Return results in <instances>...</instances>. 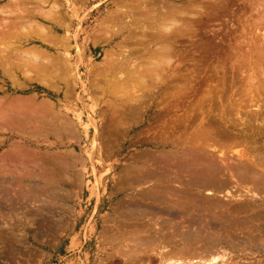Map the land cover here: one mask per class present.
Instances as JSON below:
<instances>
[{"label": "rangeland", "instance_id": "374dc122", "mask_svg": "<svg viewBox=\"0 0 264 264\" xmlns=\"http://www.w3.org/2000/svg\"><path fill=\"white\" fill-rule=\"evenodd\" d=\"M118 1L43 0L39 2L37 0H22L20 4H26L30 7V10L36 5L44 10L55 8L54 13L56 15H41L36 16L35 19L32 17L33 24L26 27V30H28L29 27H35L34 23L38 22L47 29L49 28L48 32H44L47 35L41 36L38 33V29L37 32L35 28L32 29L37 34L36 36L32 35L33 32H31L30 28V31L25 30L27 33L29 32V34L24 32L25 36L23 32L17 29L18 25L15 26L18 32L16 29H14L15 33L12 29L10 31L7 30L12 32L13 35L12 33L8 34V32H5L8 37L5 35L4 37L3 32L1 33L2 36L0 35V54H5V49L3 48L10 44L13 48L10 51H23L24 48L27 51L34 47H40L53 55L64 56L63 59L70 66L69 69V66L66 65L68 66L66 68L68 71H65L66 83L60 82L59 90L55 91L34 80L30 81L23 76L22 70L18 69H15L17 71H15L16 84H14L9 76L3 73L0 65V156H9V159H6L7 162H4V167L2 166V161H0V264H124V262L132 264L133 261L129 256L130 259L122 253L124 257L120 253L117 256L118 251L111 244L112 228L116 224H120L116 223L120 222L117 221L118 219H121V223L125 221L120 218L122 214L137 213L135 212L136 210L138 212L143 210L145 205L140 206V203H144L145 199H143L144 196L142 195H145L146 192L153 193V197H156L155 194L157 192L160 196L163 194V199L168 201L165 203L167 206L163 205L165 209L171 208L172 210L175 208L174 210H182V205L183 208L185 205V208L187 206L189 209L187 208L188 211L183 209V212L192 213L191 211L193 210L195 214H203L207 217L209 214L216 216L226 212L227 217H225L226 219L224 218L225 222L223 221L225 227H223L224 223L220 225L221 227H218L219 229L223 228L221 231L224 234H220L222 233L221 231H218V234L223 237V241L227 240L231 243L225 241L227 242H224L225 245L221 244L219 250L221 249V253L223 252V257H219L217 263L264 264V236L262 235L264 233V110L260 115H256V109L252 105L255 104L260 91L264 96V0H166L168 3L165 0H149L154 4L157 2L156 6L159 4L164 5L163 7L159 5L160 9L159 7L157 9L153 3H150L155 9V11L150 13L152 16L150 18L154 19L155 17L154 20L156 22L160 17L157 18L156 16L159 14L153 13H160L161 8L163 12L167 4L170 3V6L175 5L174 7L183 6L186 12L181 11L184 13L183 15L181 12H179L181 15L176 14V20L178 19L177 25L180 27H178L180 32L187 30L174 37L175 42L172 44L171 50V52L174 51V54H172L173 60L170 67L164 70L166 74L165 72L161 73L168 77H165V79L162 76L164 78L162 83H153L159 85L157 86L159 88H156L155 91L157 96L152 97L153 99H146L147 101L145 100L142 106L144 109L141 107L143 110L140 108L138 113H135L136 115L125 114V118L120 112L115 113L112 107H118L120 103L119 97L116 98L114 95L115 91L111 90L114 89L111 88L113 85L105 93L104 89H98L95 83L105 81L107 76L112 79L111 75H114L113 79L116 77V80L121 79L122 81V79H125V72L128 71L126 69L138 65L139 62L136 63V61L143 60L144 57V61H140L144 65L140 63L138 66L140 67L142 64L141 68H147V65L145 67L146 54L143 52L153 51L154 48L146 47L145 50V47H141V45L133 44L135 47L130 44V46L127 45L124 41L131 36L128 29L121 34H115V30L119 29L117 24H120V22L126 23L125 21L128 19H130L128 21H131L132 16H136L137 12L140 11H133L136 15H130L131 17H127L126 20L122 18L120 21L114 22L111 17L112 20H108L107 14L113 13L117 5L120 8L126 3L123 8L121 7L124 9L128 5L124 10L130 8V2L133 3L132 6L135 9H138L140 5V0H124L125 3L121 1L119 3ZM18 2L16 0H0V8L3 7L2 9L4 10L9 7L14 8L15 5H18ZM141 3L143 4L142 1ZM187 8L189 9L187 10ZM2 9L0 13L5 12ZM142 13L138 12V15L141 17ZM4 15H7V13H4ZM138 15L136 18H139ZM4 17L2 15L3 20L9 22L7 23L8 26L14 22L15 18L10 21L12 20L10 16ZM142 19L139 22H146ZM256 20L260 21L256 22ZM0 21L2 22V20ZM19 23L22 24L21 22ZM11 25L10 27H12ZM241 28L244 29L241 30ZM105 29H109L108 31L111 34H105L107 32ZM134 31L140 33L137 29ZM51 33L53 37L57 35L53 38L54 41L59 42V37L60 40L63 39L62 41L67 39L64 42H67L65 45L67 47L69 45V47H65L66 49L62 50L52 45L48 46V43L53 41L49 40ZM150 34H152V31ZM183 35H185V38ZM46 36L49 37H47L48 40ZM181 36L183 37L181 38ZM40 37L46 39L45 41L48 43L43 42ZM121 42V45H117ZM123 44H126V48L125 46L123 47ZM118 46L122 47L119 48ZM136 46L139 47L136 48ZM175 48L176 50H174ZM134 52L140 54L133 57L131 53ZM66 54L68 55L66 56ZM50 55L48 56L49 58ZM124 58L126 69L124 67L122 72L121 69L117 70L116 68L122 64L119 60ZM126 58H129V60L133 58V63L130 65V61ZM226 58L228 61L225 60ZM103 62L109 63L106 67L108 69L109 67L111 68V74L105 76V80L101 81L102 78L95 75H98V72L103 70ZM123 66L121 65L122 68ZM255 66L256 68H254ZM118 71L121 72L115 74ZM177 71L181 72L178 73ZM173 74L176 75L174 76ZM250 76H252L251 78L254 81L250 79ZM169 78L171 80L173 78V82ZM185 81H187L186 86H184ZM173 84L174 87L172 86ZM66 90L68 91L67 96L63 95ZM162 90L164 91L162 92ZM177 93H180V95ZM263 96L261 95L264 100ZM261 97L259 96V98ZM200 99L203 101H200ZM200 104L201 106L204 104L203 108L199 107ZM144 105L146 106L144 107ZM50 106L52 110L48 111L47 108ZM127 106L129 105L127 104ZM127 106L124 107L126 110ZM221 110L224 111L221 112ZM187 112L190 114L188 115ZM195 115H197V118ZM207 115L212 120L219 121L220 125L223 123L226 125L225 127L232 123L233 125L231 124L232 126L230 125L226 129L229 137L223 139V142L221 141L222 144L221 142L213 143L208 141L204 143L196 141L192 147L208 151L209 156L221 167L228 163H254L252 164L254 165L253 168L255 167L254 173L250 175L254 180H250L252 182L250 184V181L236 182L235 178V181H233V177H223L226 183H223L220 189L215 190L214 193L211 192L212 195L209 194L210 192L208 194L204 192L209 197H215L212 201L213 205H206L205 207L197 204V207L199 206L198 208L201 209L197 208L199 210L197 212L193 207V201L187 199L188 197L183 196V199L181 198L182 196H177L170 192L168 194L162 193L163 191L158 189V187L156 188L157 181L155 179L157 180L159 176H153L152 178L155 177V179H152L147 174L152 173V170L155 169L153 160L156 162V157L159 158L160 150L162 152L168 151L169 153L172 151L169 146L163 147L159 145L157 147L158 143L166 138L163 135V130L170 131V128L174 130L171 133V141L175 140V142H178L180 139L183 141L186 138H193L202 123L211 120ZM120 116L123 118H120ZM44 117L48 120H45V125H43L44 123L40 124V119L43 122L44 120L42 119ZM236 121L238 123H235ZM50 123H55L53 126L57 129L59 128L58 131L51 127L52 124L49 125ZM63 123L69 124L72 129L75 128L76 132L72 135L65 134L62 127L64 126ZM56 124L58 125L56 126ZM37 127L40 128L38 129ZM43 128H47V131ZM232 136L233 138H231ZM9 151L10 153H8ZM15 153L17 156H15ZM154 154L153 158L152 155ZM151 157L153 160L150 161ZM166 160L170 162L168 158ZM159 164L161 166L162 162ZM150 169L152 172L149 171ZM143 173H145L144 177ZM146 177H150V180L146 179ZM134 178L136 180L139 179V183L140 179H142V183H137L138 181L134 180ZM171 178L174 179V175ZM228 178L232 180L229 181L230 179ZM144 181L147 182L145 183ZM151 183L153 186L155 185V189H153L154 187ZM174 184H176L177 188L180 186L181 189H185V185L179 181H175L171 185L174 186ZM235 185L238 187H235ZM259 185H262V187ZM256 188L259 193H257ZM253 189L255 192L252 191ZM249 190L251 191L249 192ZM219 191H222V193ZM231 191L233 192L231 193ZM260 195L262 196L260 197ZM201 198L197 197L198 201L199 199L202 200ZM138 200L140 207L128 205V202H138ZM123 201L125 204H123ZM149 202L150 200L146 203ZM254 202L255 204H252ZM177 203L180 205L179 207H177ZM238 204H241L240 206L242 207H238ZM244 205H247V208L248 205L251 207L249 209L243 208ZM208 206H211L209 207L210 209L207 208ZM258 207L261 210H258ZM261 211L263 212L261 213ZM258 215L263 217L260 218ZM228 218L232 220L230 221ZM170 224L173 226L174 221ZM103 229H107V231L104 232ZM169 231L172 230L168 229L164 232L167 233ZM112 254L115 255L110 256ZM155 255H151L152 257L148 256V258L146 255L147 261L144 258L143 262L139 264H145V262L146 264H160L159 256ZM116 256L117 258L115 259ZM220 258L224 259L219 261ZM134 263L136 264L137 261Z\"/></svg>", "mask_w": 264, "mask_h": 264}, {"label": "bare ground", "instance_id": "6f19581e", "mask_svg": "<svg viewBox=\"0 0 264 264\" xmlns=\"http://www.w3.org/2000/svg\"><path fill=\"white\" fill-rule=\"evenodd\" d=\"M17 2L19 0H16ZM22 1V0H21ZM18 2V5H15L14 8H8L10 9L8 11V9L4 10L2 8H0V12H1V9L4 10L5 14L7 13V15H4V13H0V20H2V22L4 21L3 18H2V15L3 17L4 16H10V18H12V20L10 21H13V18L14 19V22H10L11 26L10 25L8 26L7 21H4L3 24L2 22L0 21V35L1 33L3 32V36L5 35V32H8L12 29V31L15 28L16 25H18V28L20 30V32H25L27 33L26 31H30L33 32L32 35H35L36 36V31L38 29V33L41 35V36H45L47 34H45L46 32H48L49 28L47 29L45 26L41 25L40 23L36 22L34 23L35 27H32V28H35V32L33 31V29L31 27L28 28V30H26L28 26H30L31 24H33V20H32V17L35 19L36 16H53L55 13V8H51V9H47V10H44L42 7L36 5L34 6V8L32 10H30V7L27 6L26 4H20V2ZM39 2H42L43 0H37ZM121 2H124V0H119ZM118 1V2H119ZM130 1V0H129ZM132 1V0H131ZM141 1L143 2V4L141 3ZM149 0H140V5L138 7V9H135L133 8L132 6V2H130L131 6L130 8H127L126 10L122 9L124 7L123 3H121L123 6H120V8H118V5L116 7V10L113 12V13H109L110 15L107 14V16L109 17L108 20H112L115 22V21H120L122 18H124V20H126L127 17H131L133 14H135L134 12H137V10H140L138 11L139 13L143 12L141 14V17L143 15V19L146 21V22H139L140 19H142L140 17V15H138V12H137V15L139 18H136V16H132V20L131 21H128L126 20L124 22H120V24H117V27H119V29H116V35L117 34H121L123 33L124 30L128 29L130 31L129 34H131L130 37H127L128 40L124 41L125 43H127V45H133V44H137V45H141L145 47V50H146V47L148 48H151L153 47L154 50L153 51H142L143 53L146 54V64H145V67L147 65V68H141L142 67V62H140L141 60L139 61H136V63H138V65L140 63L141 66L139 67L138 65H135L133 68L130 67V69H126V66L124 65L125 63V58L122 60L120 59V63H122L121 65L123 66V68L121 67V65L116 68L118 70L121 69V71L123 72L124 71V67L126 70H128L127 72H125V79H119V80H116V77L115 79L114 78V75H111L112 76V79L111 78H108L107 75H110V67L108 69V66L109 63H105L103 62V67L102 69L103 70H100L98 72V75H95L96 77H101L102 80H105V76L106 77V80L101 82V83H95V85H97V88L98 89H101L103 90L104 89V92L106 93V90L112 86L111 88H114V89H111V90H114V95L116 98L119 97V105L118 107L115 106H112L115 113H119L125 118V114H132V115H136L138 113V110H140V108L143 106L144 102L146 99H149V98H152V97H156L157 96V92L156 91V88H159L157 86L159 85H156V84H153V83H156L158 82V84L161 82H164V78L166 77V75H162L161 73L165 72L164 70L167 69V67H170L171 65V62H172V54H174V51L171 52L172 50V47L175 42V38L174 37H177L178 35L177 34H181V32H185V31H179V25L178 24V19L176 20V14H180L179 12H186L185 11V8L181 7V6H178V7H174L171 3L172 6H170V3L167 4V7L169 8H165L164 7V10L162 12V8H161V12L158 10V12L161 13H153V14H159L158 16H156L158 19V21L156 22L155 17L154 19H151L152 16L150 15V13H152V11H155L154 7L151 6L150 3H153V2H148ZM169 1V0H167ZM165 0V2H167ZM190 1V0H189ZM227 1V0H226ZM258 1V0H257ZM256 1V3H257ZM262 1V0H261ZM15 2V1H14ZM117 2V3H118ZM173 2V1H172ZM196 3V1H194ZM222 2V1H221ZM224 2V1H223ZM241 2V1H240ZM264 2V1H263ZM16 3V2H15ZM45 3V2H44ZM120 3V2H119ZM118 3V4H119ZM157 3V2H156ZM155 3V4H156ZM168 3V2H167ZM233 3V2H232ZM259 3V2H258ZM128 4V3H127ZM153 3V5H155ZM175 4V3H173ZM182 4V3H181ZM185 4V3H184ZM209 4H211V2H209ZM260 4V3H259ZM264 4V3H263ZM150 5V6H149ZM160 6H164V5H161L159 4ZM156 6L159 7L160 9V6ZM169 5V6H168ZM177 5V4H176ZM190 5V3H189ZM221 5V3H220ZM227 5V4H226ZM250 5V4H249ZM215 6V5H214ZM228 6V5H227ZM240 6V5H239ZM258 6V5H257ZM256 6V7H257ZM263 6V5H262ZM122 7V8H121ZM136 7V6H135ZM238 7V6H237ZM141 8V9H140ZM115 9V7H114ZM158 9V8H157ZM189 8H187L188 10ZM192 9V8H191ZM197 9V8H196ZM206 9V7H205ZM213 9V8H211ZM210 9V10H211ZM248 9V8H247ZM264 9V8H263ZM54 10V11H53ZM178 10V11H176ZM180 10V11H179ZM214 10V9H213ZM254 10V9H253ZM134 11V12H133ZM240 11V10H239ZM243 11V10H242ZM260 11V10H259ZM264 11V10H263ZM133 12V13H132ZM157 12V11H156ZM181 14L183 15L184 13ZM203 12V11H201ZM262 12V11H261ZM194 13V12H193ZM200 13V12H199ZM205 13V12H204ZM237 13V12H235ZM2 14V15H1ZM180 14V15H181ZM201 14V13H200ZM56 15V14H55ZM131 15V16H130ZM180 15H178L180 17ZM206 15V14H205ZM151 16V18H150ZM177 16V17H178ZM214 16V15H213ZM235 16H237L235 14ZM58 17V15H57ZM112 19H111V18ZM190 17V16H189ZM202 17V16H201ZM5 18V17H4ZM195 18V17H193ZM199 18V17H198ZM236 18V17H235ZM260 18V17H259ZM142 19V20H143ZM240 19V18H239ZM5 20H7V18H5ZM181 20V19H180ZM245 20V19H244ZM9 21V20H8ZM105 21V20H104ZM187 21V20H186ZM189 21V20H188ZM260 21V20H258ZM256 20V22H258ZM19 22H21L22 24H20ZM112 22V21H110ZM181 22V21H179ZM192 22V21H191ZM248 22V21H247ZM246 22V23H247ZM190 23V22H189ZM188 23V24H189ZM260 23V22H259ZM191 24V23H190ZM244 24V23H243ZM261 24V23H260ZM194 25V24H193ZM264 25V24H263ZM103 26V25H102ZM187 26V24H186ZM63 27V26H62ZM105 27V26H104ZM103 27V28H104ZM107 27V26H106ZM114 27V26H113ZM112 27V28H113ZM115 27V28H117ZM155 27V28H154ZM179 27V28H178ZM31 28V29H30ZM61 28V27H60ZM65 28V27H64ZM154 28V29H152ZM190 28V27H189ZM193 28V27H192ZM201 28V27H200ZM16 29V30H17ZM30 29V30H29ZM107 29V28H106ZM105 29V30H106ZM140 33H137L136 30ZM152 29V34L151 31L149 32V30ZM244 28H241V30H243ZM8 30V31H7ZM26 30V31H25ZM66 30H67V27H66ZM109 30V29H108ZM106 30L107 33H110V31ZM119 30V31H118ZM189 30V29H188ZM193 30V29H192ZM70 31V30H69ZM100 31V30H99ZM98 31V32H99ZM114 31V29H113ZM15 33V30L13 31ZM18 32V30H17ZM16 32V33H17ZM45 32V33H44ZM105 32V31H104ZM136 32V33H135ZM9 33H12V32H8ZM22 33V34H23ZM24 33V35H25ZM35 33V34H34ZM7 34V33H6ZM8 34L5 35L8 37ZM19 34V33H18ZM17 34V35H18ZM21 34V36H22ZM29 34V32L27 33ZM38 34V35H39ZM50 35V33H48ZM111 34V33H110ZM135 34V35H134ZM191 34H194V33H191ZM11 35V34H10ZM13 35V33H12ZM11 35V36H12ZM20 35V34H19ZM56 35V34H55ZM124 35V34H123ZM2 36V35H1ZM4 36V37H5ZM10 36V37H11ZM26 36V35H25ZM29 36V35H27ZM52 36V37H51ZM51 36H50V39L49 40H53V34L51 33ZM100 36H102L100 34ZM170 36H172L170 38ZM184 38H185V35H183ZM181 36V38L183 37ZM48 36H46L47 38ZM180 37V35H179ZM235 37V36H234ZM263 37V36H262ZM41 40L44 42L46 39H44L43 37H40ZM39 38V39H40ZM49 38V37H48ZM47 38V40H48ZM52 38V39H51ZM63 38V37H62ZM67 38V37H66ZM194 38V37H193ZM190 39V38H188ZM196 39V37H195ZM194 39V40H195ZM5 40V39H4ZM7 40V39H6ZM57 40V39H56ZM63 40V39H62ZM60 40V37L58 38V41H51L50 43H48V46L52 45L54 46L55 48H58V49H62L64 50L65 47H67V45H65V43L67 44V42H64L66 41L64 39V41ZM70 40V39H69ZM96 40V39H95ZM183 40V39H182ZM62 41V42H61ZM97 41V40H96ZM42 42V43H43ZM71 42V41H69ZM98 42V41H97ZM171 43V44H170ZM8 44V43H7ZM16 44V43H15ZM121 43H118L117 45H121ZM45 45V44H44ZM129 45V46H130ZM171 45V46H170ZM17 46V45H16ZM15 46V47H16ZM125 46L126 48V44L124 45L123 44V47ZM127 46V47H129ZM134 46V45H133ZM132 46V47H133ZM139 46H136V48H138ZM69 47V45H68ZM67 47V48H68ZM119 47V46H118ZM117 47V48H118ZM122 47V46H120ZM119 47V48H120ZM135 47V46H134ZM140 47V49H141ZM143 47V48H144ZM180 47V46H178ZM177 47V48H178ZM11 44L9 46H5L3 49H5V54H0V65L2 66V71L3 73L7 74L9 76V78L13 81L14 84H16L15 80H16V77H15V69H18V70H22L21 72L23 73V76H25L27 79H29L30 81L31 80H34L35 82L51 89V90H55V91H58V87L60 86L59 83L60 82H65V73L68 71L66 68L69 66L67 62H65L66 60L63 59L62 56H58V55H53L51 53H49L46 49L44 48H32V49H29V50H24L23 51H10V50H13V48L11 49ZM147 48V49H148ZM244 48V47H243ZM66 49V48H65ZM122 49V48H121ZM120 49V50H121ZM124 49V48H123ZM128 49V48H127ZM21 50V49H20ZM125 50V49H124ZM143 50V49H142ZM176 50V48L174 49ZM217 50V49H216ZM264 50V49H263ZM131 51V50H130ZM134 51V50H133ZM120 52V51H119ZM129 52V51H128ZM177 52V51H176ZM234 52V51H233ZM3 53V52H2ZM51 54V55H50ZM65 54V53H64ZM112 54V53H111ZM110 54V55H111ZM132 55L131 56H135V55H139L137 52H134V53H131ZM176 54V53H175ZM179 54V52H178ZM233 54V53H232ZM50 55V58L48 57ZM68 54H66L67 56ZM142 55V54H141ZM124 56V55H123ZM126 56V54H125ZM124 56V57H125ZM179 56V55H178ZM177 56V57H178ZM232 56V55H231ZM122 57V56H121ZM120 57V58H121ZM130 57V56H128ZM137 58H139L138 56H136ZM135 57V58H136ZM201 57V56H200ZM68 58V57H67ZM108 58V57H107ZM105 58V59H107ZM123 58V57H122ZM136 58V59H137ZM145 58V57H144ZM144 58L142 61H144ZM109 59V58H108ZM127 59V58H126ZM133 59V58H132ZM131 59V60H132ZM233 59V58H232ZM238 59V58H237ZM236 59V60H237ZM118 60V59H117ZM116 60V62H117ZM122 60V62H121ZM128 61H130V65L131 63H133V60H129V58L127 59ZM126 60V61H127ZM227 60V58L225 59ZM254 60V59H253ZM260 60V59H259ZM55 61V62H54ZM128 61H127V64H128ZM228 61V60H227ZM256 61H257V58H256ZM264 61V60H263ZM197 62V61H196ZM239 62V61H238ZM244 62V61H243ZM119 63V62H118ZM222 63V62H221ZM126 64V63H125ZM195 64V63H194ZM226 64V63H225ZM68 65V66H66ZM116 65V64H114ZM129 65V66H130ZM144 65V64H143ZM149 65V66H148ZM236 65V64H234ZM199 66V64H198ZM245 66V65H244ZM247 66V65H246ZM104 67H106V69H104ZM239 67V66H238ZM128 68V67H127ZM132 68V69H131ZM141 68V69H140ZM246 68V67H245ZM256 68V66L254 67ZM64 69V71H63ZM69 69H70V66H69ZM178 69V68H177ZM176 69V70H177ZM195 70H196V67H195ZM194 70V71H195ZM240 70V69H239ZM66 71V72H65ZM121 71H118V73H115V74H119ZM168 71V70H167ZM173 71V70H172ZM236 72V70H234ZM250 71V70H249ZM248 71V72H249ZM117 72V71H115ZM178 72V71H177ZM181 72V71H179ZM178 72V73H179ZM219 72V71H218ZM21 73V74H22ZM114 74V72H112ZM185 73V72H184ZM188 73V72H187ZM190 73V72H189ZM251 73V72H250ZM166 74V72H165ZM226 74V73H225ZM237 74V73H236ZM259 74V73H258ZM168 75V73H167ZM171 75V74H170ZM174 76L176 74H173ZM252 75V74H251ZM77 76V75H76ZM118 76V75H117ZM120 76H123V75H120ZM164 76V78L162 77ZM168 77V76H167ZM166 77V78H167ZM173 77V76H172ZM195 77V76H194ZM239 77V76H238ZM252 76H250V79L253 80L251 78ZM122 78V77H121ZM165 78V79H166ZM179 78V77H178ZM187 78V77H186ZM257 78V77H256ZM97 79V78H96ZM170 79V78H169ZM182 79V78H180ZM184 79V78H183ZM98 80V79H97ZM171 80V79H170ZM173 80V78H172ZM171 80V81H172ZM189 80V79H188ZM194 80V79H193ZM264 80V79H263ZM100 81V80H99ZM179 81V80H178ZM181 81V80H180ZM230 81V80H229ZM233 81V80H232ZM231 81V82H232ZM249 81V80H248ZM254 81V80H253ZM173 82V81H172ZM182 82V81H181ZM186 82L185 81V85L186 86ZM66 83V82H65ZM168 83V82H167ZM177 84V83H176ZM179 84H182V83H179ZM188 84V83H187ZM217 84V83H216ZM65 85V84H64ZM189 85V84H188ZM66 86V85H65ZM69 86V85H68ZM165 86V85H164ZM174 87V84L172 85ZM239 86V85H238ZM207 87V86H206ZM249 87V86H248ZM251 87V86H250ZM118 88V89H117ZM182 88V86H181ZM234 88V87H233ZM237 88V87H236ZM67 89V88H66ZM223 89V88H222ZM232 89V88H231ZM241 89V88H240ZM246 89V88H245ZM252 89V88H251ZM100 90V91H101ZM110 90V89H109ZM108 90V91H109ZM110 90V91H111ZM159 90V89H158ZM161 90V89H160ZM168 90V89H167ZM166 90V91H167ZM170 90V89H169ZM178 90V89H177ZM199 90V89H198ZM206 90V89H205ZM214 90V89H213ZM229 90V89H228ZM243 90V89H242ZM249 90V89H248ZM257 90H258V87H257ZM98 91V90H97ZM164 90H162L163 92ZM202 91V90H201ZM216 91V90H215ZM225 91V90H224ZM238 91V90H237ZM103 92V91H101ZM103 92V94H104ZM171 92V91H170ZM180 92V91H178ZM208 92V91H207ZM223 92V91H222ZM228 92V91H227ZM230 92V91H229ZM235 92V91H234ZM263 92V91H262ZM109 93V92H107ZM166 93V92H165ZM217 93V92H216ZM240 93V91H239ZM250 93V92H249ZM260 93V97L261 95L263 96V94L261 93V91L259 92ZM101 94V95H103ZM112 94V92H111ZM178 94V93H177ZM208 94V93H207ZM206 94V95H207ZM234 94V93H233ZM256 94V93H255ZM65 96L68 95V91L66 90L64 92ZM113 95V94H112ZM166 95V94H165ZM180 95V93L178 94ZM245 95V94H244ZM177 96V95H176ZM220 96V95H218ZM224 96V95H223ZM257 98V100H255V104H252L254 105V109H256V115H260V113L264 110V100L263 98ZM173 97V96H172ZM214 97V96H213ZM225 97V96H224ZM243 97V96H242ZM250 97V96H249ZM256 97V96H255ZM264 97V96H263ZM65 98V97H64ZM164 98V97H163ZM168 98V97H167ZM201 98V97H200ZM208 98V97H207ZM215 98V97H214ZM246 98V97H245ZM153 99V98H152ZM184 99V98H183ZM198 99V98H197ZM221 99V98H220ZM235 99V98H234ZM248 99V98H247ZM256 99V98H255ZM46 100V99H45ZM64 100V99H63ZM165 100V99H164ZM202 99H200L201 101ZM205 100V99H204ZM215 100V99H213ZM237 100V99H236ZM254 100V99H253ZM147 101V100H146ZM199 101V100H198ZM203 101V100H202ZM206 101V100H205ZM210 101V100H209ZM208 101V102H209ZM219 101V100H218ZM49 102V101H48ZM180 102V101H179ZM223 102V101H222ZM244 102V101H243ZM250 102V101H249ZM254 102V101H253ZM147 103V102H146ZM181 103V102H180ZM193 103V101H192ZM218 103V102H217ZM230 103V102H229ZM18 104V103H17ZM42 104V103H41ZM45 104V103H44ZM127 104L129 106H127ZM195 104V103H194ZM215 104V103H213ZM180 105V104H179ZM207 105V104H206ZM43 106V105H42ZM125 106H127V110L124 108ZM146 105H144L145 107ZM175 106V105H174ZM196 106V105H195ZM201 106V104L199 105V107ZM204 106V104H203ZM203 106H201V108H203ZM210 106V105H209ZM212 106V105H211ZM237 106V105H236ZM247 106V105H245ZM47 107V106H46ZM110 107V108H112ZM189 107V106H188ZM198 107V106H197ZM217 107V106H216ZM227 107V106H226ZM252 107V108H253ZM43 108V107H42ZM143 108V107H142ZM141 108V109H142ZM213 108V107H212ZM211 108V109H212ZM219 108V107H218ZM237 108V107H236ZM45 109V108H43ZM48 111H51V106L47 108ZM144 109V108H143ZM142 109V110H143ZM190 109V108H189ZM207 109V107H206ZM235 109V108H234ZM240 109V108H239ZM244 109V108H243ZM38 110V109H37ZM198 110V109H197ZM205 110V109H204ZM219 110V109H218ZM2 111V110H1ZM194 111V110H193ZM224 111V110H223ZM221 110V112H223ZM247 111V110H246ZM141 112V111H139ZM185 112V111H184ZM190 112V110H189ZM200 112V111H199ZM207 112V111H206ZM264 112V111H263ZM136 113V114H135ZM188 113V112H187ZM186 113V114H187ZM201 113V112H200ZM49 115V113H47ZM51 114V113H50ZM190 113H188L189 115ZM205 114V113H204ZM224 114V113H223ZM222 114V115H223ZM125 115V116H124ZM187 115V116H188ZM40 116V115H39ZM117 116V115H116ZM128 116V115H127ZM197 115H195L196 117ZM209 117V115H207ZM212 116V115H211ZM216 116V115H215ZM235 116V115H234ZM240 116V115H239ZM244 116V115H243ZM48 117V116H47ZM120 116V118H123ZM205 117V116H204ZM228 117V116H227ZM256 117V116H255ZM264 117V116H263ZM187 118V117H186ZM193 118V117H192ZM197 118V117H196ZM195 118V119H196ZM214 118V117H213ZM232 118V117H231ZM5 119V118H4ZM194 119V118H193ZM209 119H211L209 117ZM219 119V118H218ZM245 119V118H243ZM242 119V120H243ZM250 119V118H249ZM262 119V118H261ZM9 120V119H8ZM44 120L43 122L41 121L40 119V124L41 123H44L46 121H48L47 119H45V117L42 119ZM46 120V121H45ZM120 120V119H119ZM207 120V119H206ZM230 120H233V119H230ZM1 121V120H0ZM52 121H53V118H52ZM219 121H215V120H208V121H204L202 123V125L199 127V130L197 132V134H194L195 137L193 138H186L184 139L183 141L180 139L178 140V142H175L174 141H171V137H172V134L174 132V130H172L170 128V131H167V130H163L164 132V136L166 137L164 141H161L158 143L157 147H159V145H162L163 147L164 146H169L172 148V151L169 153L168 151H165V152H162L160 150V152H157V153H160L158 154L159 155V158L156 157V162L155 160H153V156L152 155V159L150 158V161L153 160V165H155V169L151 171V169L149 170L150 172L152 173H148L147 175L148 176H151V178L153 176H159L158 179L156 180L155 177L152 178V179H155L156 182V188L158 187V189H160L161 191H163L162 193H167L170 192L171 194H175L177 196H182L181 198H183V196L185 197H188L187 199H189L190 201H193V207L195 208V211L199 212V209L198 207L199 206H205L206 205H213L212 201H213V198L215 197H209L207 196L204 192H210L209 194H211V192H215V190H218L220 189V187L222 186L223 183H226L225 180H223L224 178L223 177H233V181H235V179L237 180L236 182H244V181H252L254 180L253 178L250 177L251 174L254 173V168L252 164H244L246 162H239V163H228L227 165H223V167L219 166L217 164V162L214 161V159H212L210 156H209V153L208 151L206 150H202L200 148H193V144L197 141H202L204 143L206 142H221L223 139H225L226 137L228 138V132H227V127L230 126L231 124H229L227 127H225L226 125H224L223 123H221L222 125H220L218 123ZM228 122V120H227ZM251 122V121H250ZM263 122V121H262ZM49 123V122H48ZM62 123V122H60ZM230 123V122H229ZM235 123H238L237 121ZM247 123V122H246ZM52 123H50L49 125H51ZM55 124V123H53ZM53 124L51 125V127L55 128L53 126ZM228 124V123H227ZM45 125V123L43 124ZM49 125H47L49 127ZM58 124H56L57 126ZM63 127V130L65 131V134H68V135H72L75 131V128L72 129V126H70L69 124H64ZM233 125V124H232ZM231 125V126H232ZM236 125V124H235ZM247 125V124H246ZM255 125V124H254ZM243 126V124H242ZM249 126V125H248ZM59 127V126H58ZM61 127V125H60ZM38 129L40 127H37ZM242 128V127H241ZM251 128V127H250ZM258 128V127H257ZM256 128V130H257ZM45 131H47V128H43ZM42 129V130H43ZM51 129V128H49ZM57 129V128H55ZM59 129V128H58ZM57 129V131H58ZM215 129V130H213ZM259 129V128H258ZM264 129V128H263ZM242 130V129H240ZM54 131V130H53ZM53 131H49V132H53ZM230 131V130H229ZM244 131V129H243ZM249 132V131H248ZM64 133V132H63ZM76 134V133H75ZM231 134V133H229ZM256 134V133H255ZM77 136V135H76ZM236 136V135H235ZM162 138V137H161ZM174 138V137H173ZM233 138V136L231 137ZM230 138V139H231ZM236 138V137H235ZM240 139V138H239ZM214 140V141H212ZM216 140V141H215ZM229 140V139H227ZM237 140V139H236ZM158 141V139H157ZM226 141V140H225ZM246 141V140H245ZM223 142V141H222ZM221 142V144H222ZM235 143V142H234ZM202 144V143H201ZM212 144V143H211ZM231 144V143H230ZM200 147V146H198ZM203 147H204V144H203ZM252 147V146H251ZM174 149V150H173ZM204 149V148H203ZM11 150V149H10ZM254 150V149H253ZM13 151V150H12ZM68 151V150H66ZM6 152V151H5ZM69 152V151H68ZM168 152V153H166ZM251 152V151H250ZM10 153V151L8 152ZM67 153V152H66ZM166 153V154H164ZM2 154V153H1ZM16 154V153H15ZM14 154V155H15ZM253 154V152H252ZM163 155V156H161ZM17 156V154L15 155ZM24 156V154H23ZM22 156V157H23ZM157 156V155H156ZM161 156V157H160ZM2 157V156H0ZM9 157V156H8ZM8 157L6 156H3L2 159H0V161H2L1 163L3 164L2 166L4 167V162H7L6 159H9ZM10 157H13V156H10ZM41 157V156H40ZM150 157V156H149ZM148 157V158H149ZM171 157V158H170ZM18 158H20L18 156ZM17 158V159H18ZM166 158H168L170 160L167 161ZM13 159V158H12ZM11 159V160H12ZM22 159V158H21ZM20 159V160H21ZM10 160V161H11ZM15 160V159H14ZM26 160V159H25ZM24 160V161H25ZM16 161V160H15ZM253 161V160H252ZM261 161V160H260ZM259 161V162H260ZM9 162V161H8ZM23 162V161H22ZM34 162V161H33ZM38 162V161H37ZM41 162V161H40ZM155 162V164H154ZM161 166H159L161 163ZM257 162V161H255ZM13 163V162H11ZM10 163V164H11ZM43 163V162H42ZM46 163V162H45ZM258 164V163H256ZM255 164V165H256ZM9 165V164H8ZM12 165V164H11ZM37 165V164H36ZM45 165V164H44ZM10 166V165H9ZM20 166V165H19ZM8 167V166H7ZM6 167V168H7ZM11 167V166H10ZM14 167V166H13ZM17 167V166H15ZM23 167V166H22ZM25 167V166H24ZM44 167V166H43ZM1 168V167H0ZM26 169V168H25ZM143 169V168H141ZM7 170V169H6ZM5 170V171H6ZM12 170V169H11ZM135 170V169H134ZM140 170V169H139ZM148 170V169H147ZM1 171V169H0ZM7 172V171H6ZM143 172V171H142ZM148 172V171H146ZM11 174V173H10ZM134 174V173H133ZM131 174V175H133ZM145 173H143V177H144ZM174 175V179H172L171 177H173ZM261 175V174H260ZM136 176V175H135ZM140 176V175H139ZM263 176V175H262ZM258 177V176H257ZM137 178V177H136ZM136 178H134V180H136ZM150 178V177H149ZM146 177V179H149ZM235 178V179H234ZM151 179V180H152ZM230 179V178H228ZM232 179H230L229 181H231ZM139 180V179H138ZM136 180V181H138ZM140 183L139 181L137 183L141 184L142 183V179H140ZM150 180V179H149ZM227 180V179H226ZM127 181V180H126ZM175 181H179L181 182L182 184L185 185V189H181L180 186L177 188L174 184V186H172L171 184ZM250 181V184L252 183ZM134 182V181H133ZM145 183L147 181H144ZM256 185L257 183L255 181H253ZM261 182V181H260ZM131 183V182H130ZM136 183V185H137ZM248 183V182H247ZM253 183V184H254ZM221 184V185H220ZM241 184V183H240ZM254 184V185H255ZM264 184V183H263ZM152 185V183H151ZM150 185V186H151ZM149 186V187H150ZM153 186V185H152ZM151 186V187H152ZM155 186V185H154ZM153 186V187H154ZM231 186V185H230ZM234 186V185H233ZM240 186V185H239ZM260 186V185H259ZM258 186V187H259ZM150 187V188H151ZM227 187V186H226ZM235 187H238L235 185ZM256 187V186H255ZM257 187V188H258ZM262 187V185L260 186ZM149 188V189H150ZM244 188V187H243ZM254 188V187H253ZM256 188V189H257ZM148 189V188H147ZM155 189V187L153 188ZM152 189V190H153ZM227 190V189H226ZM259 190H261L259 188ZM264 190V189H263ZM143 191V190H142ZM147 191V190H146ZM157 191V190H156ZM251 190H249L250 192ZM254 191V189L252 190ZM258 191V189H257ZM154 192V191H152ZM222 193V191H219ZM225 192V191H224ZM233 191H231L232 193ZM255 192V191H254ZM139 193V192H138ZM141 193V191H140ZM229 193V192H228ZM259 193V191L257 192ZM143 194H144V191H143ZM155 194V192H154ZM260 194H263V193H260ZM141 195V194H139ZM156 197H153V193H149V192H146L145 195H142L144 196L143 199L145 200H150L149 203H146L147 201H143L144 203H140L139 200L138 202H128V205H133V207H135L134 205H137L138 207H140L141 205H145L143 210L142 211H135L137 213H125V214H122V217L120 218H123L125 221H123V223H121V219L117 221H120V222H116V223H120L119 225L116 224V226L114 228H112V231H113V235H112V246H114V248L117 249L118 251V254L117 256L119 255V253L123 254L124 256H127L128 259L131 258V260L133 261L132 264H135L134 262L137 261V263H142L144 258L146 257L147 255V258L148 256L152 257L151 255H154L156 254L155 256H159L158 259L161 261L160 264L162 263H165L167 262L168 264H220L217 263L219 257H223L222 256V253H221V249L219 250V248H221V244L223 245L225 241L227 240H224L223 241V237L220 235V234H224L223 231V228H218L220 225H223V223L225 222L224 221V218L227 217V214L226 212L225 213H221V214H217L216 216H211L210 214L207 216L205 215H198L197 213L195 214L193 212V210L191 211L192 213H187V212H183L182 210L185 209L188 211V207L186 206L185 208V205H184V208H183V205H182V210H174L171 208L170 209H165V207H163V205L168 202L167 200L165 201V199H163V194H161V196L158 194H155ZM212 195V194H211ZM165 196H167L165 194ZM253 196V195H252ZM262 195H260L261 197ZM129 197V196H128ZM130 197H132V195H130ZM197 197H202L199 201L197 199ZM122 198V197H121ZM129 199V198H128ZM130 199H133V198H130ZM136 200V198H134ZM169 199V198H168ZM176 199V198H175ZM184 199V198H183ZM217 199V198H216ZM215 199V200H216ZM122 200H126V199H122ZM142 200V199H141ZM219 200V199H218ZM121 201V200H120ZM172 201V200H171ZM174 201V200H173ZM178 201V200H177ZM217 201V200H216ZM215 201V202H216ZM261 201H263L261 199ZM179 202V201H178ZM214 202V203H215ZM249 202V201H248ZM139 203H140V206H139ZM169 203H172V202H169ZM189 203V202H188ZM222 203V202H221ZM119 204V202H118ZM123 204H125V202L123 201ZM168 204V203H167ZM174 204V203H173ZM176 204V203H175ZM184 204V203H183ZM187 204V203H186ZM197 204L199 205L197 207ZM223 204V203H222ZM245 204V202H244ZM249 204V203H247ZM252 204H255L252 203ZM218 205V204H216ZM239 206L238 207H242L240 206L241 204H238ZM262 205V204H261ZM136 206V207H137ZM142 206V207H143ZM165 206H167L165 204ZM180 205H178L177 203V207H179ZM189 206V205H188ZM192 207V205H190ZM219 206H223V205H219ZM257 206H259L257 204ZM132 207V206H131ZM130 207V208H131ZM170 207V206H168ZM172 207V206H171ZM174 207V206H173ZM176 207V205H175ZM190 207V208H191ZM211 206H208L207 208H209ZM247 208V205H244L243 208ZM251 207V206H250ZM249 205H248V208H250ZM256 207V206H255ZM129 208V207H128ZM127 208V209H128ZM188 208V209H187ZM199 210H198V209ZM213 208V207H212ZM219 208V207H218ZM253 208V207H252ZM262 208V206H261ZM137 209V208H136ZM139 209V208H138ZM210 209V208H209ZM216 209V208H215ZM238 209V208H237ZM260 208L258 207V210ZM263 209V208H262ZM116 210V209H115ZM134 210V209H133ZM132 210V211H133ZM204 210V209H202ZM240 210V208H239ZM245 210V209H244ZM252 210V209H251ZM261 210V209H260ZM189 211V212H190ZM212 211V210H211ZM257 211V210H256ZM118 212V211H117ZM116 212V214H117ZM120 212V211H119ZM122 212V210H121ZM201 212V211H200ZM263 211H261L262 213ZM123 213V212H122ZM219 213V212H218ZM264 214V213H263ZM121 215V214H120ZM254 216V215H253ZM258 217H263L262 215H258ZM116 218V217H115ZM109 219V218H108ZM226 219V218H225ZM115 220V221H116ZM217 220V221H215ZM228 220H230L228 218ZM232 220V219H231ZM230 220V221H231ZM127 221V222H126ZM174 221V225L172 226L170 223L172 222L173 223ZM224 221V222H223ZM260 221V220H259ZM233 222V221H232ZM115 224V223H114ZM170 224V226H169ZM113 227V226H112ZM221 227V226H220ZM223 227H225V223L223 225ZM257 227V226H256ZM172 230V231H169L167 233H165L164 231L166 230ZM109 230V229H108ZM103 231H107V229H103ZM115 231V232H114ZM218 231H221L222 233L218 234ZM262 233V231H261ZM256 234V233H255ZM264 236V233L262 234ZM222 237V238H221ZM257 237V236H256ZM1 239V238H0ZM236 239V238H235ZM231 241V240H230ZM228 243H231L229 241H227ZM225 242V243H227ZM225 245V244H224ZM228 245V244H227ZM224 247V246H223ZM115 249V250H116ZM224 249V248H223ZM255 250V249H254ZM114 251V249H113ZM115 251V252H117ZM114 253V252H113ZM225 253V252H224ZM227 253V252H226ZM121 254V255H122ZM150 254V255H148ZM115 254H112L110 256H113ZM120 255V256H121ZM122 255V256H123ZM225 255V254H224ZM117 256L115 257V259L117 258ZM123 256V257H124ZM130 258H129V257ZM226 256V255H225ZM149 257V259H150ZM119 259H122V258H119ZM146 259V258H145ZM156 259V258H155ZM222 258H220L219 261H221ZM224 259V258H223ZM222 259V260H223ZM129 260V261H131ZM226 260V259H225ZM123 261V260H122ZM127 261V259H126ZM147 261V259H146ZM145 262V261H144ZM229 262V261H228ZM129 263V262H128ZM136 263V264H137ZM149 263V261H148ZM231 263V262H230ZM124 264H126L124 262ZM146 264V262H145ZM221 264H225L224 262H221Z\"/></svg>", "mask_w": 264, "mask_h": 264}]
</instances>
